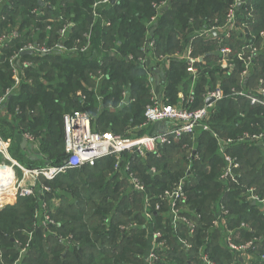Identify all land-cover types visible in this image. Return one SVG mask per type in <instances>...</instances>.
I'll use <instances>...</instances> for the list:
<instances>
[{"label": "trees", "instance_id": "16d2710c", "mask_svg": "<svg viewBox=\"0 0 264 264\" xmlns=\"http://www.w3.org/2000/svg\"><path fill=\"white\" fill-rule=\"evenodd\" d=\"M104 1L45 0L50 7L42 0L0 2V29L17 28L26 33L5 50L4 56L0 55V87L3 89L12 85V72L6 57L35 37L29 29L36 26L32 10L41 7L52 18L64 16L69 20L73 26L67 45H72L74 39L83 44L85 35L93 29V47L87 53L55 52L25 57L35 67L26 70V81L6 101L14 125L10 127L7 118L0 116V135L12 138L13 147L20 143V137H14L16 131L40 138L35 157L17 156L20 163L30 167L64 164L68 155L64 147L63 116L75 111L88 113L95 132L126 137L150 134L151 125L146 129L140 127L146 121L145 110L152 103L149 76L154 74L155 68L151 62L155 58L168 57L169 65L164 67L167 81L162 85V94L170 104L185 106L179 93L183 91L185 97L189 96L192 76L187 72L188 63L172 56L188 47L192 32L222 24L233 3V0H118L112 5ZM164 3L158 11L155 6ZM96 4L101 17L95 22ZM251 6L255 16L247 18ZM240 14L241 22L247 24V31L253 35L248 39L262 47L264 0H252L250 6L240 9ZM154 17L150 38L155 48L152 49L146 45V37L147 26ZM61 27L62 23L54 26L55 29ZM54 35L56 40V32ZM46 38L44 30L35 37L38 42ZM207 42L200 38L194 43L195 57L215 51L216 45ZM227 44L233 45L236 52L241 50L243 35H235L234 42ZM145 58L150 59V65L142 62ZM235 66V72L229 74L221 69L214 56L200 62L197 65L200 74L193 92L196 100L191 108H201L203 94L208 88L216 89L218 82L228 93L233 87L252 90L264 80V52L254 58L244 83L240 78L244 66L237 58ZM100 74L103 78L96 81ZM99 83V87L89 89ZM125 92L129 93L128 105L122 104ZM211 115V130L223 138L238 141L246 134L264 135V107L252 106L247 99L226 98L216 104ZM16 127L21 130H15ZM195 134L194 138L187 135L170 146L159 147L161 156L151 152L145 158L126 153L123 156L125 161L131 159L132 171L143 181L148 194L166 192L185 180L188 205L202 216L193 237L181 235L194 244L187 251L169 221L161 213L155 216L154 228L165 234L170 245L163 262L157 264H204L199 259L200 252L208 253L217 264H245L235 259L223 241L224 228L212 224L222 204L229 210L226 218L229 228L246 242H255L259 253L256 249L251 251L255 259L253 264H264V257H261L264 255V205L250 200L251 190L264 199V138L256 142L246 138L230 146L228 151L241 163L238 183H235L221 181L224 160L214 135L199 129ZM17 147L20 149V144ZM2 159L0 156V162ZM115 164L116 157L112 156L100 160L94 167L68 170L52 181L43 179L50 188L48 193L38 189L36 197L12 198L0 211L4 264H146L151 240L142 208L143 198L130 188L126 175L115 171ZM57 200L59 205L55 207ZM44 201L54 220V225L48 229L39 224L44 218L41 208ZM38 211L41 220L37 221ZM242 223L245 229L241 228ZM31 233L33 238L22 255L21 250Z\"/></svg>", "mask_w": 264, "mask_h": 264}, {"label": "built area", "instance_id": "2783aa9c", "mask_svg": "<svg viewBox=\"0 0 264 264\" xmlns=\"http://www.w3.org/2000/svg\"><path fill=\"white\" fill-rule=\"evenodd\" d=\"M44 5L45 0H42ZM252 0H233V3L229 6V9L225 15L224 22L222 24L214 25L211 29L202 30L198 33L192 32V36L189 40L188 47L181 53L177 54L175 57L180 60L183 59L188 63L187 71L192 76L194 81H197L199 77L200 70L197 65L200 64L201 60L194 56L195 45L194 43L202 38L205 41L215 40L214 45L216 49L213 52L218 58V64L225 73L232 74L235 72V59L237 58L242 62L244 69L240 74L242 83L249 76L250 70L254 65V58L259 54L264 52V44L259 47L252 43L248 38L252 37V33L248 32L247 24L241 22L240 9L243 6H250ZM104 4H108L109 0H105ZM97 5L94 6V21L96 22L101 16L97 10ZM46 6L50 7L49 4ZM165 6H155L158 11ZM32 14L36 17V26H30L32 30V36H38L39 33L44 30L47 34V38L44 42H38L35 37L33 40L26 41L19 51H15L12 56L6 57L9 67L12 72L13 86L7 89L2 95H0V111L4 108L8 98L20 89L21 83L26 79V70L35 67L34 63L22 56L23 52H33L31 56H41L58 53H68L73 54L76 52L87 53L91 50L92 46V30L87 33L84 37V43L82 44L80 40L74 39L72 45H67V41L70 42L71 36L70 31L73 26L69 20L64 16H57L52 18L48 13L43 10V8L38 7L32 10ZM254 15V7L248 8L247 18H252ZM4 18V17H3ZM5 19V18H4ZM156 17L152 18V21L147 26V37L146 45L150 48H155V43L151 40V32L153 24ZM218 18H216L215 23H217ZM62 27L55 29L54 26L61 24ZM39 25L42 26L39 27ZM92 27V26H91ZM27 31V30H26ZM54 32H56L57 38L54 40ZM243 35V47L239 51H235L233 45L227 44V42H234V36L238 34ZM249 33V34H248ZM26 34V33H25ZM25 34L21 36L20 30L17 28L11 31H5L0 29V55L4 56L5 50L10 48L16 40L19 38H24ZM264 37V32L261 33ZM51 43V44H50ZM160 61L164 60V57H159ZM148 58L143 60L145 63ZM152 81V75L149 76ZM103 78L100 74L97 80ZM128 94L125 92L123 94V105H128L130 100H128ZM81 95V93H79ZM205 100L209 98L214 99L211 104H205L199 109H192L191 106L195 103L194 93L191 92L188 97L182 94L181 102H185L183 105H173L170 104L168 99L164 96L158 98L152 93V103L149 104L145 110L144 117L146 121L140 129H146L148 126L153 124L167 123V128L165 131L157 134H147L144 137L136 136H121L110 132L99 133L92 130V119L84 111H75L74 113H68L63 116L64 119V145L65 153L68 155L66 161L58 167L45 166L40 169L30 170L29 168H24V165L19 164L10 157V148L13 145V139H3L0 136V156L10 159L13 166L5 169V173L8 175L3 178L2 184H0V211L3 210L12 198L20 197H36L37 196V183L40 176L48 181L56 179L59 175L67 172L68 170H74L76 168L83 167H94L100 160L115 156L116 164L115 171L123 176L126 175L127 183L130 188L134 190L137 194L141 195L143 198V213L145 216L146 226L150 227L149 239L151 240V249L145 257L146 264H157L163 262L164 255L169 250V243L166 240L165 234L161 230L154 228L155 216L161 213L163 218L169 221L172 225L175 235L178 237L180 243H182L183 248L187 251L193 248V243L188 239L185 240L181 238V235L189 234L192 237L196 234L198 229V223L202 219V216L188 205V196L184 188V181L181 180L173 188L168 189L166 192L151 195L148 194V190L145 187L143 181L132 171V161H125L123 159L124 153L129 155H139L141 158H145L146 155L151 152L157 156H161L159 153V147H166L172 145L176 141H180L184 136L195 137L196 131L203 130L205 132H210L214 135L217 140L219 151L224 160L223 173L221 175V181L229 182L233 181L238 183L239 172L241 171V163L239 159L232 156L229 148L235 142H240L246 138H250L252 141L256 142L264 138V135L250 136L249 134L244 135L239 138L238 141L230 138H223L217 133H214L209 125L211 119L212 110H214L216 104L226 98H232L235 101L238 99H247L251 102L252 106L260 105L264 107V80H260L258 85L252 90L238 89L233 87L228 93L222 88L221 82H219L218 87L214 90H207L205 95ZM22 140L27 141V147L29 145H38V139L33 135L26 134ZM37 147V149H38ZM13 167L17 168L21 174L15 175ZM1 169V168H0ZM7 170H10L7 172ZM9 184L8 186L6 184ZM50 188L48 186H42L40 192H49ZM251 197L254 203H260L264 205V199L257 196L254 190H251ZM47 202L44 201L41 204L43 210L44 218L40 219V212H36L35 219L41 220L40 226L47 228L50 225H54L50 211L48 210ZM229 210L226 205L222 204L219 206V214L213 220L212 224L216 228L224 227V241L228 249L234 253L238 258H246V253L254 251L256 249L255 242L249 241L246 243L240 234L235 233L233 229H230L226 221ZM165 224V222L163 221ZM245 223L241 224V228L245 229ZM33 238V233L30 234L28 243L21 250L23 255L28 248L29 243ZM18 247L21 246L20 243L16 242ZM200 260L204 264H217L213 261L208 253L200 252ZM0 264H4V250L1 248L0 239ZM16 264V263H15Z\"/></svg>", "mask_w": 264, "mask_h": 264}, {"label": "rangeland", "instance_id": "374dc122", "mask_svg": "<svg viewBox=\"0 0 264 264\" xmlns=\"http://www.w3.org/2000/svg\"><path fill=\"white\" fill-rule=\"evenodd\" d=\"M4 0H0V2L2 3ZM18 22V21H17ZM18 26H20V24L18 23ZM20 33H21V36L23 35V34H25V32H24V30L23 31H21L20 30ZM13 55V53H11L8 57H10V56H12ZM159 59V58H158ZM35 65V64H34ZM101 80V79H100ZM25 81H26V79H25ZM96 81H97V79H96ZM12 85H13V79H12ZM12 85L11 86H9L8 88H6V89H3L4 87H0V90H1V94H2V92H4V91H6L7 89H10L11 87H12ZM99 85H100V83L99 84H97V85H95V86H92V87H89V89L92 91V89L94 88V87H99ZM17 90H19V89H17ZM209 90H211V89H209ZM16 93V92H15ZM111 109H113V108H111ZM110 109V110H111ZM114 110V109H113ZM88 114V113H87ZM0 116L1 117H6L7 118V121L9 122V126L11 127V125H14V121H13V119H12V114H10V113H8V110H7V102H6V104H5V106H4V108L2 109V111H0ZM12 122V123H11ZM15 130H16V128H15ZM19 130H21L20 128H19ZM20 133V132H19ZM26 134H29V135H32L31 133H28V132H21V134H19V136H20V139H22ZM149 134V133H148ZM1 136V135H0ZM2 137V136H1ZM63 137H64V134H63ZM3 139H5L4 137H2ZM7 139H9V138H6V140ZM39 140H40V138L38 139V143L40 144V142H39ZM22 142H23V140H22ZM37 147H38V145L37 146H35V144H34V147H33V145H29V147H24V149L22 150V151H20L19 150V148L17 147V145L15 144L14 145V147L11 145V148H10V157H12V159L13 160H15L16 162H18L19 164H21V165H24V164H22V163H20V161H19V158L17 157V156H23V157H26V156H30L31 158H33V157H35L34 156V154L36 153V152H38V150H39V147H38V149H37ZM64 147H65V145H64ZM28 150H32V154L30 155L29 153H28ZM13 166V163H12V161L9 159L8 160V158H6V157H3V159H2V162H0V168L1 169H6V168H10V167H12ZM46 167L47 166H52V167H57V166H54V165H45ZM45 166H43V167H45ZM24 168H29L30 170H34V169H40L42 166H40V167H30V166H27V165H24L23 166ZM26 168V169H27ZM4 169V170H5ZM13 171H14V174L15 175H17L18 176V174H21L20 173V171L17 169V168H15V167H13ZM66 173V172H65ZM43 179H45L44 178V176H40V178L38 179V183H37V190L39 189H41V187L42 186H47V184H45V182H43ZM46 180V179H45ZM183 181H185V180H183ZM50 190V189H49ZM37 192V191H36ZM38 193V192H37ZM54 205H55V207L56 206H58L59 205V201L57 200V201H54ZM48 206V205H47ZM52 221H54V220H52ZM223 227V226H222ZM224 228V227H223ZM223 241H224V239H223ZM247 243V242H246ZM169 247H170V245H169ZM256 251L259 253V251H258V249H256ZM235 257V259H238L236 256H234ZM261 257H264V255H261ZM240 260H242V262H244L245 264H253V262L255 261V259H254V256H252L251 255V252H248V253H246V258H241Z\"/></svg>", "mask_w": 264, "mask_h": 264}, {"label": "crops", "instance_id": "0c3cea01", "mask_svg": "<svg viewBox=\"0 0 264 264\" xmlns=\"http://www.w3.org/2000/svg\"><path fill=\"white\" fill-rule=\"evenodd\" d=\"M49 15V14H48ZM200 39V38H199ZM207 43H210V44H216L215 43V40H209ZM179 53H181V52H176V54H174L172 57L174 58V59H177V60H179V61H181L179 58H177V57H175L177 54H179ZM216 57V60H218V58H217V56L212 52V53H208V54H205V55H199V56H197V58L199 59V60H201V62H205V58L206 57ZM149 59V58H148ZM150 60V59H149ZM168 57L166 58H164V60L163 61H160L159 59H157V58H155V60L153 61V62H151V63H153L152 64V66H153V68H155V69H161V70H163V71H165V68H167L168 67V65H169V62H168ZM150 63V64H151ZM165 67V68H164ZM188 72V71H187ZM188 75L189 76H191L189 73H188ZM152 93H154V95L156 96V97H158V98H161L162 96H164V94H162V85L160 84V81L157 79V76H156V74L154 73V74H152ZM218 84H219V82L217 83V87H218ZM195 85H196V81H194L193 79H192V84L190 85V87H189V94L191 93V92H194V88H195ZM216 87V88H217ZM209 89V88H208ZM214 90V89H213ZM206 93V92H205ZM205 93L203 94V98H204V102H203V105L201 106V107H203L205 104H206V100H205V97H204V95H205ZM182 94H184V92L182 91V92H180L179 93V97L182 95ZM78 96H81V95H79V93H78ZM199 109V108H198ZM167 123H160V124H153V125H151V128H150V134H157V133H161V132H163V131H165V129L167 128ZM16 129H19V127H16ZM17 132V135H15L14 137H20L19 136V134H18V131H16ZM16 139V138H15ZM18 139V138H17ZM20 139V138H19ZM18 139V143L20 144V151H22L24 148H22V140L20 141ZM14 141V140H13ZM16 142H17V140H16ZM19 144L17 145V146H19ZM25 147H27V146H25ZM28 153L31 155L32 154V150L30 151V150H28Z\"/></svg>", "mask_w": 264, "mask_h": 264}, {"label": "water", "instance_id": "95a60500", "mask_svg": "<svg viewBox=\"0 0 264 264\" xmlns=\"http://www.w3.org/2000/svg\"><path fill=\"white\" fill-rule=\"evenodd\" d=\"M118 2V0H109V3L112 5H115ZM33 55V52H23L22 56H31ZM147 63L150 65V60L148 59ZM154 73L157 76V79L160 81L161 85H164V83L167 81L166 80V76H165V71L161 70V69H154ZM214 102V99L209 98L206 101V104H211ZM27 145V141L24 140L22 143V148H24Z\"/></svg>", "mask_w": 264, "mask_h": 264}, {"label": "bare ground", "instance_id": "6f19581e", "mask_svg": "<svg viewBox=\"0 0 264 264\" xmlns=\"http://www.w3.org/2000/svg\"><path fill=\"white\" fill-rule=\"evenodd\" d=\"M5 169V168H4ZM4 169H0V184H2V182H3V178L4 177H6L8 174L7 173H5L4 171ZM10 170H7V172H9ZM7 186L9 185L8 183L6 184Z\"/></svg>", "mask_w": 264, "mask_h": 264}]
</instances>
